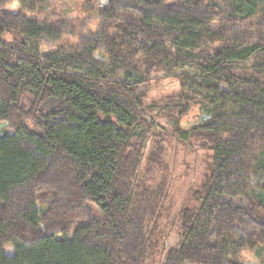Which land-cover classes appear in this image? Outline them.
<instances>
[{
  "label": "trees",
  "instance_id": "16d2710c",
  "mask_svg": "<svg viewBox=\"0 0 264 264\" xmlns=\"http://www.w3.org/2000/svg\"><path fill=\"white\" fill-rule=\"evenodd\" d=\"M46 1L0 0V264H152L166 181L137 89L186 71L165 109L210 154L158 264L264 258V0H107L94 26L26 15Z\"/></svg>",
  "mask_w": 264,
  "mask_h": 264
},
{
  "label": "rangeland",
  "instance_id": "374dc122",
  "mask_svg": "<svg viewBox=\"0 0 264 264\" xmlns=\"http://www.w3.org/2000/svg\"><path fill=\"white\" fill-rule=\"evenodd\" d=\"M11 4L7 10L16 13L19 10L16 0H10ZM107 3V0H47L43 6L44 10L39 13H26L31 18H49L58 21H66L70 25H81L88 19L91 20L93 26L96 22L94 11ZM91 23V24H92ZM91 26V27H93ZM4 39L11 41L12 39L19 40L17 33L5 34ZM74 41L64 37L57 44L46 45L44 49L54 50L58 46H67ZM193 74L192 71H186ZM181 74L175 78L173 75H167L163 72L152 74L147 83H143L137 89V95L142 96L143 108L142 112L147 121L153 125L150 130L148 140L143 151L142 162L145 164L147 156L152 148L154 141L161 150L160 160L162 162L161 171L154 174H162L166 181V197L163 201L164 213L160 223L159 231L161 240L159 249L154 255L152 264H158V261L163 258L165 251L174 247L179 242V233L177 230L178 211L184 203L185 195L191 186L197 185L206 162L209 160L210 152L200 149L194 141H181L177 138L174 132V120L169 116L166 110V104L170 99L175 98L179 91V86L187 85V81ZM197 105L192 107L180 119L179 127L182 129H190L199 124L205 119ZM1 128V125H0ZM1 132V131H0ZM157 177V175H156ZM262 186H258L256 181L251 183L255 192L264 194V176L258 179ZM8 251L11 249L7 248ZM243 264H259L264 261V258H254L250 252H246L242 256Z\"/></svg>",
  "mask_w": 264,
  "mask_h": 264
}]
</instances>
